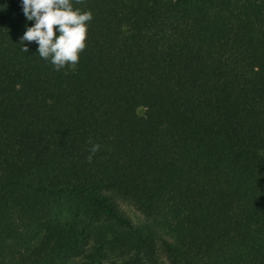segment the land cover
<instances>
[{
  "label": "trees",
  "instance_id": "16d2710c",
  "mask_svg": "<svg viewBox=\"0 0 264 264\" xmlns=\"http://www.w3.org/2000/svg\"><path fill=\"white\" fill-rule=\"evenodd\" d=\"M72 4L56 71L0 0V264H264V0Z\"/></svg>",
  "mask_w": 264,
  "mask_h": 264
},
{
  "label": "clouds",
  "instance_id": "9594fccd",
  "mask_svg": "<svg viewBox=\"0 0 264 264\" xmlns=\"http://www.w3.org/2000/svg\"><path fill=\"white\" fill-rule=\"evenodd\" d=\"M19 3L25 20L33 22L20 37L21 44L35 42L36 54L49 61L56 71L66 65L73 68L85 48L91 13L74 9L72 0H19ZM21 50L26 52L27 48ZM98 148L99 145L93 144L89 151L95 154Z\"/></svg>",
  "mask_w": 264,
  "mask_h": 264
},
{
  "label": "rangeland",
  "instance_id": "374dc122",
  "mask_svg": "<svg viewBox=\"0 0 264 264\" xmlns=\"http://www.w3.org/2000/svg\"><path fill=\"white\" fill-rule=\"evenodd\" d=\"M141 109H138V113H141ZM127 211L129 212V214L135 219V220H139L140 216L132 209H127Z\"/></svg>",
  "mask_w": 264,
  "mask_h": 264
}]
</instances>
